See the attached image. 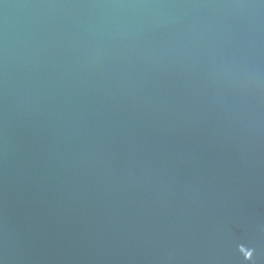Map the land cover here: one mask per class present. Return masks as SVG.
Here are the masks:
<instances>
[{
  "label": "water",
  "instance_id": "95a60500",
  "mask_svg": "<svg viewBox=\"0 0 264 264\" xmlns=\"http://www.w3.org/2000/svg\"><path fill=\"white\" fill-rule=\"evenodd\" d=\"M0 264H264V0H0Z\"/></svg>",
  "mask_w": 264,
  "mask_h": 264
}]
</instances>
